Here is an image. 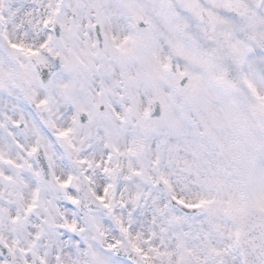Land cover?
Instances as JSON below:
<instances>
[{
    "label": "snow or ice",
    "instance_id": "6c2138e0",
    "mask_svg": "<svg viewBox=\"0 0 264 264\" xmlns=\"http://www.w3.org/2000/svg\"><path fill=\"white\" fill-rule=\"evenodd\" d=\"M0 264H264V0H0Z\"/></svg>",
    "mask_w": 264,
    "mask_h": 264
}]
</instances>
